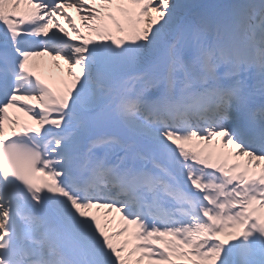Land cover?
<instances>
[{
    "label": "snow or ice",
    "instance_id": "obj_1",
    "mask_svg": "<svg viewBox=\"0 0 264 264\" xmlns=\"http://www.w3.org/2000/svg\"><path fill=\"white\" fill-rule=\"evenodd\" d=\"M0 264H264V0H0Z\"/></svg>",
    "mask_w": 264,
    "mask_h": 264
}]
</instances>
